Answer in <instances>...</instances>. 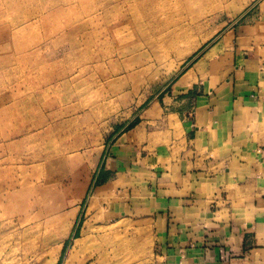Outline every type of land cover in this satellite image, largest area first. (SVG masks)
I'll list each match as a JSON object with an SVG mask.
<instances>
[{"label":"rangeland","instance_id":"1","mask_svg":"<svg viewBox=\"0 0 264 264\" xmlns=\"http://www.w3.org/2000/svg\"><path fill=\"white\" fill-rule=\"evenodd\" d=\"M261 1L169 0L121 32L116 0H0V264H160L153 222L97 186L171 146L176 81Z\"/></svg>","mask_w":264,"mask_h":264},{"label":"crops","instance_id":"2","mask_svg":"<svg viewBox=\"0 0 264 264\" xmlns=\"http://www.w3.org/2000/svg\"><path fill=\"white\" fill-rule=\"evenodd\" d=\"M229 26L176 81L171 146L97 186L153 222L160 264H264V0Z\"/></svg>","mask_w":264,"mask_h":264},{"label":"bare ground","instance_id":"3","mask_svg":"<svg viewBox=\"0 0 264 264\" xmlns=\"http://www.w3.org/2000/svg\"><path fill=\"white\" fill-rule=\"evenodd\" d=\"M201 1L205 4L206 0ZM169 4V0H116V4L111 6L106 5L105 9H100L108 12L106 18H109V20H107V22L111 21L108 25L111 24V26H114L122 32L123 29H130L132 27H137L139 29L141 26H144L146 22L154 20L159 13V10H163L165 7H168ZM116 10L122 12L118 18H114L113 16V11ZM97 13L99 14L100 12ZM100 21L101 16L96 15L94 17V22L97 27L96 32L98 33L99 38L105 36L104 38L107 39L112 35L114 27L105 26L101 28Z\"/></svg>","mask_w":264,"mask_h":264}]
</instances>
